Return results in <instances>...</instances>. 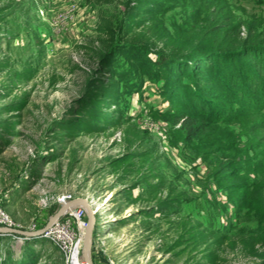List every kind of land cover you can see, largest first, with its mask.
Wrapping results in <instances>:
<instances>
[{"label": "rangeland", "instance_id": "obj_1", "mask_svg": "<svg viewBox=\"0 0 264 264\" xmlns=\"http://www.w3.org/2000/svg\"><path fill=\"white\" fill-rule=\"evenodd\" d=\"M217 1L167 0L170 10L130 30L135 0H0V208L15 230H44L61 198L83 199L69 208L81 220L68 216L78 264H89L85 201L93 264H263L264 219L239 202L264 176L246 120L220 118L187 141L165 114L173 108L153 77L159 68L146 64L209 43ZM258 1L228 3L263 29ZM115 45L125 46L103 69ZM220 157L236 163L233 191L214 176ZM68 255L43 236L0 233V264H67Z\"/></svg>", "mask_w": 264, "mask_h": 264}, {"label": "trees", "instance_id": "obj_2", "mask_svg": "<svg viewBox=\"0 0 264 264\" xmlns=\"http://www.w3.org/2000/svg\"><path fill=\"white\" fill-rule=\"evenodd\" d=\"M166 1L135 0L136 5L128 14L131 24L127 27L130 30L134 25L145 27L159 11L170 10L166 7ZM228 2L218 0L211 9L212 30L207 35L212 37L209 43L197 42L189 48L171 49L166 55H161H164V61L160 65L152 63L150 59H146V64L159 68L154 69L153 77L163 81L161 96L173 108V111L165 114L171 115L174 123L180 125L187 141L191 142L205 134L207 136L209 127L220 122V118L229 120L236 116L246 120L247 133L264 151V28L238 21ZM251 2L261 4L258 0ZM203 29L206 30V25ZM204 33L206 35V31ZM129 45L126 47L134 48ZM124 46L115 45L104 55L101 64L103 69L111 67V54ZM97 97L94 94L88 104H93L92 100L97 101ZM227 106L230 108L228 112L224 111ZM91 109H87L88 112ZM89 116L94 117L93 114ZM95 121L99 122L100 119L85 121L83 125L87 127ZM108 125L113 127L115 123L106 121L104 126L110 127ZM234 162L230 158L220 157L215 163L214 176L226 184L230 191L240 186L242 181ZM32 177H29V182ZM239 202L251 210L259 211L264 219V176L249 186ZM257 257L262 258L264 264V255L259 254Z\"/></svg>", "mask_w": 264, "mask_h": 264}, {"label": "built area", "instance_id": "obj_3", "mask_svg": "<svg viewBox=\"0 0 264 264\" xmlns=\"http://www.w3.org/2000/svg\"><path fill=\"white\" fill-rule=\"evenodd\" d=\"M69 198H61L59 200L60 205H64ZM86 213V212H84ZM77 216L72 213H66L60 219L54 221L50 227L43 230L42 236L44 238H48L54 243H56L60 249L64 251V253L69 254L68 257L75 255L76 246L75 240L77 238V233L72 228L71 217L77 218L79 221L81 220L83 213L82 211L76 212ZM71 216V217H68ZM0 227L15 229L16 224L13 220L5 213L3 209L0 208ZM79 253V252H78ZM71 254V255H70Z\"/></svg>", "mask_w": 264, "mask_h": 264}, {"label": "water", "instance_id": "obj_4", "mask_svg": "<svg viewBox=\"0 0 264 264\" xmlns=\"http://www.w3.org/2000/svg\"><path fill=\"white\" fill-rule=\"evenodd\" d=\"M83 201V199H78V200H74V201H70L69 204L71 203H79ZM86 202V201H85ZM70 206V205H69ZM66 213H69V208L68 206L62 205V207L58 210V212L51 218L49 224L46 226L45 229H47L48 227L51 226V224L60 219L63 215H65ZM88 216H89V231H88V244H89V264H93L92 261V256H91V246H92V230L94 227V212L92 209L89 210L88 212ZM0 233L2 234H9V235H18V236H24V237H41L43 234V230L41 231H37V232H26V231H20V230H15V229H9V228H4V227H0Z\"/></svg>", "mask_w": 264, "mask_h": 264}, {"label": "bare ground", "instance_id": "obj_5", "mask_svg": "<svg viewBox=\"0 0 264 264\" xmlns=\"http://www.w3.org/2000/svg\"><path fill=\"white\" fill-rule=\"evenodd\" d=\"M84 204V206L88 209V211L90 210V209H92L89 205H88V203H86V202H83ZM75 204V203H74ZM73 203H71V204H68L67 206H68V208H70L72 205H74ZM70 205V206H69ZM88 231H89V228H88ZM87 246H88V258H89V244H88V236H87Z\"/></svg>", "mask_w": 264, "mask_h": 264}, {"label": "clouds", "instance_id": "obj_6", "mask_svg": "<svg viewBox=\"0 0 264 264\" xmlns=\"http://www.w3.org/2000/svg\"><path fill=\"white\" fill-rule=\"evenodd\" d=\"M67 264H78L76 256L75 255L70 256Z\"/></svg>", "mask_w": 264, "mask_h": 264}]
</instances>
